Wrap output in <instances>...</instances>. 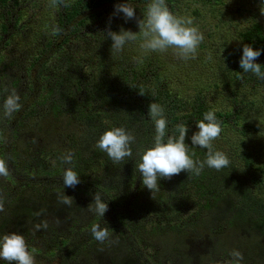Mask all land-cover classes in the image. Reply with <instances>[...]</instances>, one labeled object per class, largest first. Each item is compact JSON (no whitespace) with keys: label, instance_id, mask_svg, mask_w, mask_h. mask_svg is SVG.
<instances>
[{"label":"trees","instance_id":"obj_1","mask_svg":"<svg viewBox=\"0 0 264 264\" xmlns=\"http://www.w3.org/2000/svg\"><path fill=\"white\" fill-rule=\"evenodd\" d=\"M200 1L212 9L229 4L241 16L246 14V0ZM125 2L147 10L149 0H71L70 7L51 9L47 25L52 22L60 29L56 35L50 30L51 38L32 29L41 34L39 39L31 38V48L22 45V49L13 51L18 36L31 37L22 21L23 0H0V104L8 94L5 88H15L22 104L11 119L0 120V159L6 160L10 171L8 177H0V196L5 200L4 211L0 212V236L22 234L35 264H154L143 257L137 246L131 247L120 239L103 244L96 241L91 227L97 223L119 236L133 228L135 236L146 245L169 246L170 254L175 249L184 264H196L197 258L201 264H226L233 249L243 254L241 264H264V158L247 149L244 139L232 144L230 150L219 142L213 143L214 149L229 158L228 167L219 171L205 167L199 175L181 172L170 180L160 179V190L153 195L142 185L136 169L137 154L153 143L154 125L148 116L152 102L164 107L169 134L177 124L188 127L185 142L189 144V154L195 153L194 160L206 158L207 149L191 146L190 137L198 131L196 123L207 111L215 112L222 131L231 127L246 136L261 129L259 124L248 121L244 111L253 110L256 103L247 106L245 89L239 82L258 84L261 79L242 73L239 62L243 46L250 45L261 51L256 63L264 71V21L260 18L264 16L260 10L264 0H253V4L263 5L246 14V27L239 34L242 42L235 48L233 43L223 44L226 53L222 54L221 64L226 66L219 67L225 73L221 83L211 74V60L207 59L210 46L218 39H213L217 35L213 33L220 25L203 27L206 39L197 51L201 57L197 56L189 69V84L195 85L192 95L184 92V79L182 90L172 88L155 57H144L139 64L127 59L111 72L104 66L99 51L102 47L94 44L105 41L106 22L102 21L115 9L107 6ZM166 3L172 12L177 7L176 0ZM195 15L203 16L200 11ZM81 42L94 45L88 67L75 55ZM2 49L8 52L7 57ZM188 62L192 63L190 59ZM15 63L25 74L12 82L9 71L14 70ZM176 66L184 77L188 69ZM196 72L199 76L194 82ZM23 82L25 90H19ZM226 94L230 107L222 110L213 99ZM113 127H124L135 136L133 157L120 164H114L95 147L100 135ZM68 151L73 153L74 170L80 175L81 182L75 188L63 187L62 182L68 166L60 157ZM51 159L58 163L51 166ZM61 192L74 199L71 207L59 203L57 194ZM96 192L108 203L103 218L87 209ZM137 194L144 199L133 200ZM165 205L173 212L170 221L149 228L151 210L162 211ZM189 206V217L179 218L180 208L186 212ZM134 214L137 222L132 220ZM45 221L47 229L35 228ZM231 229L236 230V235L228 241ZM216 232L222 235V249H218ZM190 237L202 246L198 253L184 254L183 250L189 251L186 242ZM157 260L163 257L157 256ZM0 264L8 262L0 260Z\"/></svg>","mask_w":264,"mask_h":264},{"label":"clouds","instance_id":"obj_2","mask_svg":"<svg viewBox=\"0 0 264 264\" xmlns=\"http://www.w3.org/2000/svg\"><path fill=\"white\" fill-rule=\"evenodd\" d=\"M71 0H49V7H70ZM147 11L142 18L136 16L135 8L128 2L115 5L113 15H123L128 20H136L139 31L124 30L119 32L109 29L106 31V38H110L111 56L116 57L123 51L124 46L130 42L140 41L139 48L144 54L150 52L165 53L172 50L173 55L183 61L195 59L198 46L204 40L203 33L198 27L194 26L191 16H178L173 14L166 3V0H149L146 5ZM261 14L264 15V6H261ZM60 29L53 24L51 34L56 35ZM261 55L260 50H254L250 45L243 46V53L240 59V68L242 73H251L258 79L264 80V71L261 65L256 63V59ZM207 59L211 60V53ZM134 61L142 63V57H134ZM241 79L243 76L240 77ZM4 91L8 93L0 104V120L11 119L14 113L22 108L20 95L15 88ZM143 95L142 93H140ZM148 116L154 125V136L151 147L145 148L137 155L136 169L140 173L141 182L150 192L160 190L159 180H170L173 176L181 172H187L193 175H199L205 167L213 168L217 171L228 167L230 160L227 155L214 149L213 141L216 140L222 132L221 122L217 120L214 111H207L203 119L197 121L198 131L191 137V146L207 149L204 160H194L193 152L189 154V144L186 136L189 131L184 123L177 124L175 130L168 133V121L165 116V109L156 102L148 106ZM135 143L133 133L124 127H113L103 132L96 141L95 147L106 153L114 164L123 163L126 159L133 157L132 144ZM65 168L62 175L63 187L75 188L80 181V175L74 170L73 153L66 152L60 157ZM10 174L5 159H0V177H8ZM59 203L72 206L74 199L65 195L64 192L57 194ZM5 200L0 196V212L4 211ZM92 214L104 217L108 211V203L105 202L100 193L94 194L93 202L87 206ZM40 215V213H37ZM37 230L47 229V222L35 225ZM93 238L101 244L106 241L111 243L110 233L107 227H101L100 224H93L91 227ZM229 256V264H241L243 254L239 250L233 249ZM0 260L8 264H35V258L29 251L28 244L22 234L11 232L0 236Z\"/></svg>","mask_w":264,"mask_h":264},{"label":"rangeland","instance_id":"obj_3","mask_svg":"<svg viewBox=\"0 0 264 264\" xmlns=\"http://www.w3.org/2000/svg\"><path fill=\"white\" fill-rule=\"evenodd\" d=\"M176 1H177V7L174 6L175 7L174 11L172 12L170 6H169V10L173 14L178 16H191L193 18L194 26L198 27L200 31H203V27L209 26L210 23L220 25V29L218 30V32L213 33V34H217L213 37V39L216 38L218 39L217 42L213 44L214 47L210 46L211 47L210 53H212L213 56L211 62H209V65H210L211 74L217 79L219 83H221V81L225 77V73H223L220 70V68L226 66V63L223 65L221 64V62H223L222 54L224 52L226 53L223 44L233 43L234 48L237 45H239L240 42H242L239 37V34L246 27L243 21L247 19L246 14H249L250 10H253V8L259 10L260 6L263 4H259V3L253 4V0H246L247 5L246 7H244V9L246 10H243L244 12H246V14L243 13V15L241 16L235 10H232L229 4L224 6L221 5L216 7L215 9H212L211 5L209 4L203 5V3L200 0H176ZM131 5L135 8L136 16L138 18H142L147 11L138 8L137 5L134 4ZM22 6H23L22 9H24V16L22 21L27 26L25 31L28 30V32H31L32 29L38 30L40 32L43 31L44 35L50 36L52 38V35L49 33V31L51 30V26L53 25V23L50 22L47 25V19L51 15V12H53L51 11L52 7H49V0H23ZM108 7L115 8V4H109L107 8ZM210 10L211 12H209ZM114 11L115 9L112 12H110L109 17L107 16L102 21V22H106V25L103 24L104 25L103 32H105L104 43L94 44L95 46L102 47V49L99 51L100 54L103 55L102 57L104 61L103 64L106 68L108 67V71L111 72L112 68H117L121 64V62H125L127 59L134 61V57H142V59L147 56L155 57V59L157 58L162 66L160 72L163 75H165L167 79L169 78V82L172 88L176 91H178V89L182 90L183 79H184L186 81V87L184 89V92L188 95H192L195 91V85H192L191 83L189 84L191 77L189 69L193 67L194 64L193 61L196 58L190 59L192 63H189L188 60L187 61L179 60L173 55L171 49L165 53L150 52L144 54L142 50L139 48V43H140L139 40L136 42L127 43L124 46L123 51L119 54V56L116 57L111 56L110 49H111L112 41L110 38H106V31L109 29V27L110 30L114 32H119L121 28H123L124 30H131L133 32L139 31L136 20H128L126 22L122 14L118 16L113 15ZM196 11H200L203 14V16L201 17L196 16L195 15ZM0 14H1V10H0ZM260 18L264 21V16ZM106 20H108V22ZM0 24H1V17H0ZM247 25L249 24L247 23ZM40 36L41 34L37 32H31V37L30 36L25 37L27 39L25 38L22 39L23 36L21 37L18 36L17 37L18 40L16 41V44H14V47H12V50L16 51L18 48L20 49L22 45H27L28 48H31L33 44V40L31 38L39 39ZM205 39L206 38H204V40ZM94 45L92 44L87 46L85 42H81L80 46H78L80 49L77 50V52H75V55L80 56V59L78 58V60L86 67L89 66L90 60L88 58V55L90 53L92 46L94 47ZM2 54L5 57H7L8 52L2 49ZM197 56L201 57V55L198 53L196 57ZM177 64L179 66H184L186 69H188L187 74L184 77H182V70L176 66ZM9 72L11 74L10 79L12 82L17 79L21 80L23 78V75L25 74L22 67H20L16 63L14 66V70L12 69ZM198 76H199L198 72H196V75L194 74L193 76L194 82L196 80V77ZM247 76L252 77L253 74L247 73ZM239 82L242 83L241 86H243L245 89V94H246L245 101L246 103L248 102L247 106L256 103V106L253 110H249V112L244 111L245 113H247L246 116L248 117V121L253 122L256 125L259 124L261 126V129H256L255 131L248 133V135L243 136L242 133L237 132L236 130H233V128L229 127V129H224L220 133L219 137L213 141V143L219 142L220 145L230 150L231 147H234L232 144H239L244 139L246 142L247 149L250 148V150L253 153L256 152L261 156V158H264V80H260L258 84L250 81L246 83L245 80H240ZM20 87L21 88H19V90H25L24 82L20 84ZM209 99L210 101H212L213 98L209 97ZM213 102L216 106H218L222 110L226 108L228 109L230 107L229 106L230 101H228L227 99V94L223 98H214ZM238 149L241 150V147ZM56 163H58L57 159H51V166L52 165L54 166ZM141 197L144 199V196H142L141 194H137L133 197V200H135V198H138V200H140ZM167 207H168L167 205L163 206L161 208L162 211H158L156 209L151 210L150 219L148 221L151 222V224L148 225L149 228H153L155 224H165L170 221L169 218L173 215V212L170 208L166 210ZM180 210L181 212L179 218L181 219L188 218L189 215L192 213L191 206L187 208L186 212L181 208ZM214 214L211 215L210 220L214 218ZM132 220L134 222L138 221L137 214L133 215ZM145 224H147V222ZM122 235L123 236H119L117 233H110V240H112L113 238H117L122 240V243H127L131 247L134 246L136 248L137 246V248L142 250L141 252L143 257H145L147 260H150L154 264H161L160 262H162L163 264H184L183 262L184 259L178 256V254L175 252V249H173L174 252L170 254L169 246L155 247V246L146 245L144 242H141L142 240L137 238L138 236L137 237L135 236L136 233L133 228H129V231H124ZM235 235H236V230L231 229L229 230V234L226 237L228 241H233V239H235ZM214 237L216 240L219 241L218 249H222V244H221L222 235L216 232ZM189 239H188L189 241L186 242V246L188 247L189 251L183 250V253L184 254L198 253V247L200 248L202 244H199L198 246L197 242L194 239H192L191 237ZM206 247L208 248V253H211L212 252L210 251L211 248L208 247V245H206ZM157 256L163 257V260L158 261ZM196 260L198 261L196 264H201L200 258H197ZM229 261L230 259H226L225 263L229 264Z\"/></svg>","mask_w":264,"mask_h":264}]
</instances>
